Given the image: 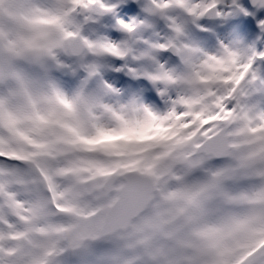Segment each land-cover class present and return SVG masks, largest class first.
I'll use <instances>...</instances> for the list:
<instances>
[{
	"label": "rangeland",
	"instance_id": "obj_1",
	"mask_svg": "<svg viewBox=\"0 0 264 264\" xmlns=\"http://www.w3.org/2000/svg\"><path fill=\"white\" fill-rule=\"evenodd\" d=\"M67 1L74 4L62 7L61 18L66 10L75 16L65 19L70 25L58 38V54L90 82L78 83L77 93H91L80 101L73 90L66 100L87 109L101 74L107 99L96 103L103 109L106 101L112 104L124 125L99 112L101 120L79 127L62 109L50 108L43 133L25 139L0 115V188L5 200L27 206L23 221L32 223L9 264H240L264 241V11L238 0L220 8L213 0H142L134 10L128 0L119 7L108 0ZM16 2L4 1L8 13L0 9V58L19 27L10 11ZM234 3L258 24V34L244 44L235 13L236 41L217 26ZM94 4L114 14L85 28L88 16L78 17L79 8ZM117 16L131 22L117 26ZM76 36L88 54L73 60L65 42ZM225 38L230 46L221 54ZM236 42L246 52L239 53ZM224 121L233 124L230 159L201 161L189 171L195 149ZM128 172L154 180L153 204L126 234L81 246L96 237L116 199L103 200L102 183Z\"/></svg>",
	"mask_w": 264,
	"mask_h": 264
},
{
	"label": "bare ground",
	"instance_id": "obj_2",
	"mask_svg": "<svg viewBox=\"0 0 264 264\" xmlns=\"http://www.w3.org/2000/svg\"><path fill=\"white\" fill-rule=\"evenodd\" d=\"M4 1L1 0L0 9L8 13V6L4 4ZM108 2L117 7L120 6V0H108ZM213 2L219 8L226 6V0H213ZM68 3L72 4L67 0H17L15 6L10 9L19 27L9 35L10 46L0 58V115L6 124L13 126L17 135L25 139L32 133H36L37 136L43 133L41 125L50 108L51 110L62 109L65 117L74 118L79 127L88 125L92 118L101 120L100 115H97L99 112L106 117L115 118L119 125H124L120 124L122 116L114 112L112 104L106 101L103 109L96 103L102 102V98L107 99L105 95H102L104 87L101 74H99V84L94 93L95 99L87 109L83 107L81 109L84 111L78 110L73 103L70 104L66 100V95L69 92L73 93V90L75 99L80 101L86 100L91 93L86 96L81 92L77 93L78 89L76 91L75 86L78 83L89 84L90 82L86 78L79 77L74 71L71 72L64 58L58 54V43L62 40L61 38L58 42V38L70 25V22L65 20L68 18L66 11H64V18H61V9L64 6L66 9L70 5ZM236 8L234 3L230 11L225 10L227 17L219 16V23H217L221 24L217 26L220 28L223 26L229 31L232 41H236L233 32V29L235 30L233 15L235 13L238 16L244 12L235 10ZM141 14V12L138 13V15ZM120 17L117 16L119 19ZM127 21L131 22V19L128 16H122L121 21L116 25L126 27ZM214 27L216 24L209 26V28ZM201 31L205 30L201 28ZM236 33L239 34L237 29ZM145 34V30L138 32L143 40ZM241 38L246 40L245 37L241 36ZM257 43L258 39L255 41V44ZM109 45L113 49V44ZM229 46L225 38V42L220 46L221 54ZM235 47L239 53L246 52V48L238 42ZM240 58H244V54H241ZM85 87L86 85H82L80 88ZM84 91L86 93V89ZM107 138L108 141H113L117 137ZM97 141L100 145L105 143L102 139ZM3 195V190L0 188V203L8 204L7 209L0 207V264H9L18 255L17 249L20 246L22 249L25 243L21 233L28 232V227L32 223L28 225L23 221L29 215L25 210L27 206H16L13 199L7 201ZM13 212H16L14 217L10 215H14Z\"/></svg>",
	"mask_w": 264,
	"mask_h": 264
},
{
	"label": "water",
	"instance_id": "obj_3",
	"mask_svg": "<svg viewBox=\"0 0 264 264\" xmlns=\"http://www.w3.org/2000/svg\"><path fill=\"white\" fill-rule=\"evenodd\" d=\"M131 1L137 4L141 0ZM250 1L254 6L257 5L254 3V0ZM260 7L264 9V0L260 3ZM94 8L98 9V6L94 5ZM86 13L89 14V18L85 21V27L93 25L92 16H96L99 20H103L106 17H111L113 14L112 10H103L102 13L83 11V15ZM172 52H174V50H172ZM68 53L72 59H76L88 53V50L81 39L77 37L72 39V44L68 46ZM231 128V124L227 122L224 123L222 131L218 135L206 140L205 143L196 150L192 158L198 160L203 157L204 161L227 160L233 151V147L230 146L231 137L228 134ZM199 167L200 163L197 162L195 169ZM189 170H194V168H189ZM119 181L123 183V187L118 191V199L107 209L104 223L97 237L81 241V246L85 243L93 244L119 233H127L132 223L142 216L153 203V197L156 194L154 181L150 177L138 173H127L122 177H109L101 188L105 201L113 195L114 187ZM245 264H264V251L259 250L257 253L250 256Z\"/></svg>",
	"mask_w": 264,
	"mask_h": 264
}]
</instances>
